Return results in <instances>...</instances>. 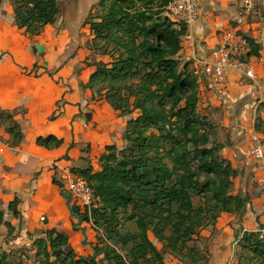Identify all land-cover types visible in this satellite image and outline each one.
Returning <instances> with one entry per match:
<instances>
[{"label": "trees", "instance_id": "1", "mask_svg": "<svg viewBox=\"0 0 264 264\" xmlns=\"http://www.w3.org/2000/svg\"><path fill=\"white\" fill-rule=\"evenodd\" d=\"M19 1L14 11L17 24L32 33L59 17L57 0ZM170 1L110 0L108 5L101 1L104 12L91 29L93 41H103L99 47L109 60L93 64L86 87L93 100L106 101L122 116L139 113L127 121L128 145H107L100 170L89 164L72 172L84 176L102 202L91 212L80 208L82 223L91 222L95 231L103 227L106 232L98 237L109 243L104 248L92 243L93 253L84 257L66 250L68 234L46 229V236L32 243L38 264H112L113 259L116 264H166L153 237L165 240V249L185 253L193 264H205L196 262L197 250L189 241L202 238L201 227L214 232L223 213L245 212L249 197L234 192L240 171L221 154L225 144L211 137L216 124L200 113L197 71L189 63L181 68L187 27L176 28L165 14ZM249 41L251 55H258L259 47ZM152 129L160 131L157 137ZM39 142L57 147L62 140L51 135ZM195 197L202 199L201 204ZM18 202L9 204L15 215ZM132 222L135 228L122 233ZM5 224L12 233L14 226ZM239 241L257 259L248 264H264V231L242 233ZM8 255L2 254L0 264H10Z\"/></svg>", "mask_w": 264, "mask_h": 264}, {"label": "crops", "instance_id": "2", "mask_svg": "<svg viewBox=\"0 0 264 264\" xmlns=\"http://www.w3.org/2000/svg\"><path fill=\"white\" fill-rule=\"evenodd\" d=\"M255 1L259 12L255 7L247 10L244 0H199V17L189 27L191 38L184 40L180 52L184 64L189 63L190 69L200 72L201 60L210 57L211 50L229 31L242 33L259 47L258 55H249L258 81L236 73L224 83L206 79L203 101L208 102H199V107H208L213 101L222 100L225 101L222 110L230 109L229 116L226 114L228 117L225 115L220 120L213 118V104L205 114L217 125V130L222 126L229 128L226 141L215 135L225 144L223 150L231 153L225 157L235 167L242 159V166L261 163L250 153L256 123L264 126V113L259 122L257 119L261 109L257 100L264 97V0ZM7 10L0 12V216L3 218L0 255H10L17 249L19 239L27 238L33 243L35 238L46 236L36 234L38 229H57L71 240L78 237L74 216L63 196L64 176L75 167L89 164L100 170L106 146L122 147L123 130L127 127L125 122L118 131L117 118L112 113L116 112L120 121L124 116L106 101L93 100L92 91L86 87L95 67L84 78L75 75L73 57L66 50L67 38L62 31H55L57 21L32 33L17 24L13 8ZM106 107L114 111L110 113ZM51 135L62 143L47 147L39 142ZM260 135L264 139L263 131ZM232 155H239L238 162ZM246 169L252 172L248 190L254 192L238 218L226 213L219 218L217 229L210 237L213 257H209V264H234V247L238 244L235 229L241 217L243 230L264 231V191L260 192L264 189L261 183L264 170H257L254 165ZM241 176L242 172L238 177ZM241 185L242 191L247 188L246 182ZM15 199L19 200L18 215L9 208ZM42 216L47 217L45 222L41 221ZM6 221L14 226V236L4 227ZM74 244L73 249L78 252V245Z\"/></svg>", "mask_w": 264, "mask_h": 264}, {"label": "rangeland", "instance_id": "3", "mask_svg": "<svg viewBox=\"0 0 264 264\" xmlns=\"http://www.w3.org/2000/svg\"><path fill=\"white\" fill-rule=\"evenodd\" d=\"M101 1L102 0H57L58 5H59L60 14H59L58 20L55 25V31H58L57 33H60V31H62L61 33L64 34V37L66 36L67 38V41H66L67 49L66 50L67 52L68 50H70L69 54L73 57V61L71 63L74 64V73L75 75L81 78H84L86 75H88V73L92 70L93 64L96 63V61L98 60L108 61L109 60V57L103 54L104 49L102 47H99L101 44H103V41L99 40L97 42H94L92 38V35L94 34L91 29V23L97 20L98 16H100V14L104 12L101 7ZM19 2H20L19 0H2L0 2V12L1 11L8 12L7 9L9 8H13V10L15 11L17 3ZM109 3H110V0H106V4L108 5ZM255 9L259 12V8L255 7ZM165 14L168 15L166 9H165ZM263 16H264V12H263ZM14 17H15V14H14ZM183 65H184V61L181 60V68ZM197 74L198 76L200 75L199 71ZM198 81L200 84L199 89L201 92L200 101H202L203 104H206L208 101H206V103L203 101V98L205 96L204 92L206 91V88H205L206 84L204 83L205 80L202 78H198ZM224 102L225 101H222V100L220 101L215 100L213 101V103H211L213 104V118L215 120H220V118L222 119L225 117L226 114L228 115L230 113L229 112L230 109L228 111L222 110L223 107L225 106ZM211 104L208 107H202L203 105H200V108H201L200 113L202 115L207 116L205 112L207 113L208 108L212 107ZM107 108L108 107H106V109ZM113 108H108L107 110L110 111L111 113V111H114ZM261 109H258L259 114H260L259 117H261L262 114L264 113V109L263 108ZM138 113L139 111L135 110L133 114L122 117V120L120 121L119 120L120 117L117 116L116 112L115 113L113 112L112 113L113 118H117V122H116L117 124L116 126H118L117 130L121 131V124H125V122H127L131 118L136 117ZM209 114H212V113L210 112ZM207 117L209 119V116ZM220 125L222 124H219L218 126ZM255 127L259 134L262 133V131L264 132V126L262 123H259V124L256 123ZM215 128L216 130H214V135L217 134V137H220L221 139L226 141L227 139L226 137L229 136V133H228L229 128H226V126H222L221 130H217V125ZM126 131H127V127H125L123 130V139H124L123 146H125L126 144L128 145L127 141L124 138V136L126 137V133H127ZM151 131H152V134H156L155 135L156 137L160 133L158 129H152ZM260 136L262 137V135ZM211 137H213V134L211 135ZM214 137H216V135ZM221 154L223 156L231 155V153H226L224 150L221 151ZM238 156L236 157L232 155L233 159H235L237 162H238ZM243 161L244 160L242 159L241 162H238V165H237V167L241 168V170L239 169V171L242 172V176L235 179L234 192L235 193L242 192L244 195H247L249 197V195H251L254 191L252 192L248 190L249 183H251V179H252L249 174H251L252 172L250 171L249 173V169H246V167L254 165V167L258 168L257 170L263 171L264 163L253 164L249 162L248 164L246 163L242 166ZM245 182H246L245 186L247 188H245L242 191L241 184H244ZM263 191L264 189L260 190L261 193H263ZM195 201L201 204L202 199H198V197H195ZM235 215L238 218L240 214H235ZM73 221L75 225L76 223H78V219L76 217H73ZM42 222H45V221H42ZM241 222H243V217L237 220L238 225L235 229V234L238 237L237 238L238 244L237 243L235 244L232 261L234 264H248V263H251L252 261L254 263H257V259L253 258L254 255L251 252V250L247 248H243L242 242L239 241L242 233L248 232V231L243 230V224ZM81 225L88 227V231H87L88 240L91 241L92 243L99 244L101 248H104L106 244L109 243V242H106L105 239L104 241H101L100 238L98 237L100 234L102 235L105 234L106 231L103 227H101V229L96 228L97 231H95L93 229L94 227L91 222L90 223L83 222ZM4 227H6L7 228L6 230L9 231V228L7 227V225H4ZM134 228H135L134 222L128 223L127 227L122 230V233H125L127 231H132ZM201 228L199 230H202L200 233V236H202V238L196 239L195 242L189 241V245L193 246L194 244L196 247V250H197L196 255L198 257V259H195L196 262L197 260L198 261L202 260L205 262V264H209V262L207 263V259L210 256L213 257L212 252H210L211 244L209 243L212 232L210 231L211 228H207V227H201ZM0 230H1V227H0ZM44 230L45 229H38L35 233L40 235L44 233ZM78 230H79L78 237L76 239H72V240L70 239L71 243L69 241L70 245L68 249L66 246V250L76 252V250L73 249L74 248L73 244L75 243L78 245V252L76 254L87 257L88 255H91L93 253V249L91 248L89 244L84 245L82 243V241L84 240V235L82 234V231L80 229ZM11 232L12 233H9L10 236H12L13 232L15 231L13 230ZM166 233L168 234V236L170 235V232L168 230L166 231ZM80 239H82L81 243L79 242ZM153 239L158 245V247L161 249V252L164 255L166 264H193V262L191 261V258L185 255V253L181 254L179 252L172 251L171 249H165L163 247V245L165 244V240H162V242H159L156 238L153 237ZM73 241L74 243H72ZM17 244H18L17 249H14L13 252L10 255H8L9 257L8 262L10 264H17L20 261H23V262L26 261L27 264H38L36 260L37 258L34 253V247H33V244L30 242V240H27V238L26 239L22 238L18 240ZM122 253L125 255L124 257L129 259L130 255L127 254L126 250H123ZM0 257H2V254L0 255ZM111 263L116 264V261L113 259Z\"/></svg>", "mask_w": 264, "mask_h": 264}, {"label": "built area", "instance_id": "4", "mask_svg": "<svg viewBox=\"0 0 264 264\" xmlns=\"http://www.w3.org/2000/svg\"><path fill=\"white\" fill-rule=\"evenodd\" d=\"M255 0H244L247 10L255 7ZM165 9L171 19L175 22V27L181 29L187 27L185 39H190L189 27L197 21L199 17V0H171ZM252 52V45L247 36L237 31L225 33L220 43L209 53L208 58L201 60V71L199 78L216 83H224L233 74H239L248 80H257V71L253 63L249 60ZM198 73V72H197ZM259 108L264 109V97L257 100ZM251 156L257 161L264 163V140L257 131L251 134ZM64 186L66 191L73 193L74 201H77L83 210L91 212L101 206V198L96 195L88 180L72 171L66 172L64 176ZM264 186V176L261 179ZM42 221L46 217L42 216Z\"/></svg>", "mask_w": 264, "mask_h": 264}, {"label": "water", "instance_id": "5", "mask_svg": "<svg viewBox=\"0 0 264 264\" xmlns=\"http://www.w3.org/2000/svg\"><path fill=\"white\" fill-rule=\"evenodd\" d=\"M63 196L66 198V205L70 210V214L78 219V223H76L75 228L80 229L82 231V234L84 235V240L82 241V243L84 245L89 244L90 246H93L92 242L88 240V227L81 225L82 217L79 215L80 206L78 203L74 202L73 193L71 191H64Z\"/></svg>", "mask_w": 264, "mask_h": 264}]
</instances>
